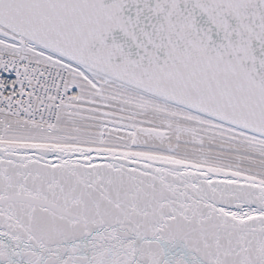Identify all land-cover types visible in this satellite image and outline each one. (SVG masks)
<instances>
[{"label": "snow or ice", "instance_id": "snow-or-ice-1", "mask_svg": "<svg viewBox=\"0 0 264 264\" xmlns=\"http://www.w3.org/2000/svg\"><path fill=\"white\" fill-rule=\"evenodd\" d=\"M0 264H264V0H0Z\"/></svg>", "mask_w": 264, "mask_h": 264}]
</instances>
